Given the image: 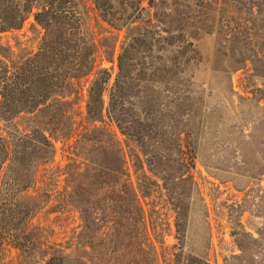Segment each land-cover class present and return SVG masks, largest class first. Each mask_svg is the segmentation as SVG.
<instances>
[{"label": "rangeland", "instance_id": "1", "mask_svg": "<svg viewBox=\"0 0 264 264\" xmlns=\"http://www.w3.org/2000/svg\"><path fill=\"white\" fill-rule=\"evenodd\" d=\"M79 1L87 40L95 38L99 49L94 75L76 85L83 95L73 109L82 112L72 119L79 132L71 139L72 132L66 138L46 132L55 145L52 171L18 193L20 208L31 211L36 243L27 254L5 246L0 264H41L57 250L65 251L63 264H264V0H213L210 27L186 35L178 30L187 24L184 12L196 9L193 0H157L166 24L146 0L148 12L136 25L148 30L129 32V25L118 30L105 21L93 0ZM113 1L118 8L125 2ZM45 34L34 15L19 29L0 30V57L21 64L40 51ZM102 69L112 74L106 107L111 95L113 113L134 119L140 130L128 136L105 117L137 197L106 186L113 177L76 173L84 158L110 161L106 144L92 137L79 148L81 158L75 155L77 134L92 120L90 81ZM46 115L22 114L15 123L24 133L48 130ZM84 181L90 187L81 191Z\"/></svg>", "mask_w": 264, "mask_h": 264}, {"label": "trees", "instance_id": "2", "mask_svg": "<svg viewBox=\"0 0 264 264\" xmlns=\"http://www.w3.org/2000/svg\"><path fill=\"white\" fill-rule=\"evenodd\" d=\"M93 1L105 21L118 30L127 25L128 32L136 29L148 30L142 24L136 25L141 18L140 14L148 12L144 6L146 0H125L120 8L113 0ZM193 1L197 3L196 9L186 10L182 19L187 24L179 25L178 31L184 35L204 31L210 27L212 21L208 5L213 4V0ZM79 3V0H0L1 31L21 28L32 15L37 24L46 31L40 51L21 64L14 66L0 57V176L9 163L8 180L3 184L0 201V251L11 245L27 254L36 243L31 229V211L25 207L20 208L18 193L36 187L39 178L52 171L48 166L54 161L55 145L46 132L58 138H66L67 132H72L69 139L76 131L79 132L75 127L76 121L72 119L75 116L80 117L82 112L80 109L77 112L73 109L83 95L76 89V85L82 78L89 82L94 75L98 67L96 61L99 50L95 38L87 40L82 16L77 9ZM163 5L162 1L149 2V7L155 10L156 20ZM184 7L190 8L191 5L187 3ZM159 22L166 24L163 19ZM135 39L134 35L129 38L132 42ZM125 53L126 49H123L118 57L120 78L125 70ZM111 61H114V53ZM95 74L97 77L90 81L87 102V118L92 120L84 127V133L77 134L82 140L76 142L75 155L81 158L79 148L84 147L88 141L86 137H92L95 141L98 140L99 145L106 144L110 161L105 166L84 158V162L77 167L80 171L76 173L84 178L113 177L115 183L106 186L127 189V192H132L137 197L127 179L125 152L107 126L105 117L114 121L124 134L128 132V136L140 134V130L133 127L134 119L129 121L123 113H113L111 95L109 107H106L105 96L112 74L107 69L97 70ZM74 92L78 96L75 102L69 100ZM117 101L123 104V96L118 95ZM42 110L47 112L45 125L48 130L35 128L24 133L15 123L22 114L32 115ZM96 111H99L98 116H94ZM97 123L104 125L99 126ZM178 138L181 141V135ZM104 140H108L107 143ZM79 187L84 191L90 185L84 181ZM64 252L57 250L50 257L49 254L43 255L41 264H63L66 257Z\"/></svg>", "mask_w": 264, "mask_h": 264}]
</instances>
